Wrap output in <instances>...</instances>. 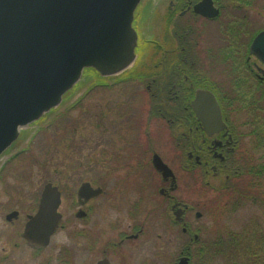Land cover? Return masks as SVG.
<instances>
[{
    "label": "flooded vegetation",
    "instance_id": "flooded-vegetation-1",
    "mask_svg": "<svg viewBox=\"0 0 264 264\" xmlns=\"http://www.w3.org/2000/svg\"><path fill=\"white\" fill-rule=\"evenodd\" d=\"M160 1L144 0L136 11V15L138 12L141 16L144 12L146 18H143L140 31L137 30L135 62L123 72L101 76L95 82L103 89L140 83L142 93L132 98L137 103L144 100L148 104L147 123L152 121L169 130L175 150L171 158L177 163L173 166L168 162L158 145L153 147L151 137L142 143L134 141L130 122L126 128L130 129L127 131L130 137L116 131L118 141L130 144V148L133 146L129 156L119 154L116 158L99 159L95 162L99 166L97 174L86 173L72 188L63 189L52 182L61 191L58 211L62 219L50 243L59 230L67 225L72 228L71 244L63 254L41 258L50 243L35 247L24 235L30 216L38 210L41 193L36 206L27 214L8 206L4 219L13 229L1 234L6 239L0 243V264H27V247L35 252L38 264H134L140 243L143 247L146 241L152 243V238L163 240L164 248L173 243L176 255L167 260L168 264H180L184 257H189L188 264H192L194 256L201 254L203 247L214 246L219 241L218 235L208 243L203 240L206 244L202 241L206 226L202 222L204 208L214 211L213 220L219 216L216 219L218 229L221 228L220 216L226 207L231 206L233 211L222 221L231 230L233 228L228 226L230 214L256 208L258 224L264 228V61L251 52V45L264 31V25L250 19L254 12L264 19V0H212V12L219 10L214 17L195 11V4L202 0H167L161 14L157 10ZM154 3L160 5L155 8ZM221 75L222 80L216 78ZM198 92L215 96L220 105L222 123L205 127L193 106ZM101 114L99 138L104 143L102 152L106 154L107 113ZM15 144L16 141L0 160ZM155 154L160 155L174 175L165 177L155 167ZM2 162L6 165L3 160L0 167ZM87 162L90 165L93 160ZM78 165L83 167L85 163L79 161ZM180 170L183 173L195 171L197 177L191 175V178L200 182V190L211 188L214 203L200 198L193 204L190 199H185L179 189L185 177L190 179V175L179 174ZM84 183L90 186L80 196ZM96 189H101L100 193L90 196ZM64 191L69 193L66 197L74 196L71 199L73 210L68 216L61 210ZM110 195L121 200L123 206L129 200L128 206L118 208L120 215L125 212L126 221L115 217L116 221L108 228L102 227L103 230L95 221V227L75 221L90 223L95 201ZM222 201L221 207L224 208L219 212ZM156 212L163 223V234H154ZM13 213L16 214L11 215ZM102 219L104 222L108 220L106 212ZM78 238L82 242L76 245L81 244L82 254L73 243ZM140 263L154 264L151 260Z\"/></svg>",
    "mask_w": 264,
    "mask_h": 264
},
{
    "label": "water",
    "instance_id": "water-1",
    "mask_svg": "<svg viewBox=\"0 0 264 264\" xmlns=\"http://www.w3.org/2000/svg\"><path fill=\"white\" fill-rule=\"evenodd\" d=\"M142 1L0 0V157L24 128L62 104L86 70L108 77L135 62L139 37L134 20ZM212 2H198L195 11L216 16L219 10L212 12ZM251 52L264 61V31L253 41ZM193 106L206 128L222 123L212 93L198 92ZM154 164L165 177L174 175L160 155H154ZM89 186L82 184L79 195ZM60 203L61 191L47 183L26 225L29 244L50 243L62 219ZM188 263L189 257L180 262Z\"/></svg>",
    "mask_w": 264,
    "mask_h": 264
},
{
    "label": "rangeland",
    "instance_id": "rangeland-1",
    "mask_svg": "<svg viewBox=\"0 0 264 264\" xmlns=\"http://www.w3.org/2000/svg\"><path fill=\"white\" fill-rule=\"evenodd\" d=\"M161 1V5L160 3L158 5L154 3L155 8L160 5L157 9L160 14L164 12L165 4L167 3V0ZM258 16L254 12L251 14L252 18L250 19L254 18L257 20L256 23L258 25H264V19ZM144 17V12L142 16L137 12L136 21L134 22L136 30L140 31L142 28ZM88 71L89 69L85 71L80 84L75 89H71L70 93L65 94V100L57 109L49 112L42 121L32 123L22 130L15 146H13L6 156L1 158L0 162L5 160L6 165H3L2 162L1 167H5H2L3 169L0 167V243L6 239L1 234L13 229L7 226L4 219V213L7 211L9 205L10 207H17L27 214L36 206L37 200L47 183L53 182L56 185H60L63 189H66V187L72 188L71 186L74 187L80 183V178L86 173L92 176L97 174L99 166L95 165V162L99 159L104 157L116 158L119 154L129 156L133 146L130 148V144L118 141L116 131L118 130L122 134H127V131H130V129L126 128H128L130 122L133 124L131 135L136 138L134 141L142 143L144 139L151 137L153 139V147H156V145L160 146H157V148L162 152L163 157L173 166L177 163L171 158L175 154V150L174 147L172 148L173 138L169 130L165 128L166 126L153 123L152 121L151 123H147L148 115L146 112L148 104L146 105L144 100L137 103L132 98L139 92L142 93L141 84L134 83L130 85L131 87L103 89L93 85L97 77ZM216 78L222 80L223 76L221 75ZM118 112H120V116H117ZM62 113L65 115L62 116ZM101 113H107L105 114L107 129L105 137L106 147L104 149L106 154L102 152L104 143L99 138ZM67 115L68 117H66ZM126 136L130 137L128 134ZM145 144L146 142H144ZM88 159L93 160L90 165L86 164L88 163ZM79 161L85 163V166L78 165ZM185 173H187L186 176L190 175V179L189 177H185L183 186L181 185V189H179L184 198L190 199V202L193 204L200 198H203L206 202L214 203V193L211 192V188L200 190V182L191 178V175L197 177L195 171ZM185 173L179 172V174L183 175ZM5 191H9V193L7 194ZM64 194L65 199L61 210L68 216L73 210L71 199L74 196L66 197V194H69L67 191H64ZM112 197V195L102 196L95 201L96 207L90 223H85L84 220L78 219H75V221L83 222L87 227L92 224L95 227L96 224L94 223L96 222L101 230L108 228L112 222L116 221V218H122V221H126L125 212H122L120 215L118 208L128 206L129 200L126 201V206H123L121 200H115ZM223 201H226V199L223 198ZM223 201L219 204V208L222 206ZM9 202L10 204H8ZM223 208L221 207L219 212ZM225 209L220 216L221 228L218 229H216V219L219 216L213 220L212 214L214 211L208 208L203 209L205 217H203L202 222L206 226L202 233V241L205 240L208 243L217 235L218 239L219 237H228L231 229L224 225L222 221L227 218L233 209L231 206ZM255 209H246L241 213L234 211L236 213L229 216L230 224L228 226L232 227L233 230L239 231L240 235L238 236L240 237L238 238V243L240 245L250 243L253 240H260L263 235L260 230L263 227L258 224L259 216H256L258 211ZM105 212L108 218L107 221L110 222L109 224L102 219V214ZM157 214L156 212V222L153 227L154 234L162 233L163 228V223ZM257 228L259 231L250 235V232ZM71 230L72 228L68 225L59 230L53 236L50 245L43 250L41 258L62 255L68 245L70 246L71 244ZM78 239L73 241L74 245L79 241L80 243L82 242L80 238ZM204 244L206 243L204 242ZM143 247L140 243V250L134 259V264H141L140 262L143 260H151L154 264H168L167 260L173 259L176 255L173 243L170 244L169 248H164L163 240L161 239L158 241L156 238H152V243L146 241ZM76 248L78 253L82 254L81 244L79 246L76 245ZM34 255L35 252L27 247V264H38V258H35ZM204 258V252L195 255L192 264H206L205 261H202ZM213 260L215 259L213 258ZM215 261H213L214 264H224V260L218 259Z\"/></svg>",
    "mask_w": 264,
    "mask_h": 264
},
{
    "label": "trees",
    "instance_id": "trees-1",
    "mask_svg": "<svg viewBox=\"0 0 264 264\" xmlns=\"http://www.w3.org/2000/svg\"><path fill=\"white\" fill-rule=\"evenodd\" d=\"M93 74L97 77V80L102 78L95 71ZM79 84H77L75 88ZM47 114L44 115L40 121H42ZM260 230L263 234L260 240H253L250 243L240 245L238 243V238L240 237L238 235H240V233L237 230L232 229L229 231L230 233L228 237H219V241L216 245L207 248L203 247L202 252H204L205 258L202 259V261H205L206 264H214L213 261L221 259L224 260V264H264V228ZM258 231L259 229L257 228L251 231L250 235L257 233ZM213 258L215 260H213Z\"/></svg>",
    "mask_w": 264,
    "mask_h": 264
}]
</instances>
